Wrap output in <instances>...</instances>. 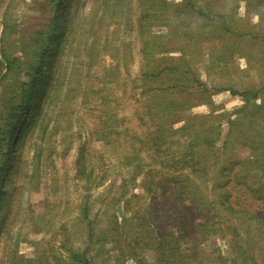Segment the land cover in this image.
<instances>
[{"label":"rangeland","instance_id":"1","mask_svg":"<svg viewBox=\"0 0 264 264\" xmlns=\"http://www.w3.org/2000/svg\"><path fill=\"white\" fill-rule=\"evenodd\" d=\"M107 1L0 0V264H71L87 247L90 264H160L108 238L146 232L175 199L153 185L181 173L210 200L238 184L237 209L264 216V0H126L130 16L100 28ZM105 27L111 56L90 59ZM247 227L212 234L205 260L234 264L247 242V264H264Z\"/></svg>","mask_w":264,"mask_h":264},{"label":"trees","instance_id":"2","mask_svg":"<svg viewBox=\"0 0 264 264\" xmlns=\"http://www.w3.org/2000/svg\"><path fill=\"white\" fill-rule=\"evenodd\" d=\"M111 2L112 5H110ZM124 3H126V0H108L105 4L104 15L96 25L101 28L102 22L107 13H109V19L119 16H122V18L124 16H130L133 7H131L127 14H122L121 11H123ZM127 4L129 6L131 5L130 2ZM57 6L58 4L55 5L56 8ZM57 12L59 11L57 10L56 13ZM91 31L92 30H90V32ZM99 32L100 35H94L93 33L92 44L90 50L88 49L87 55L91 59L95 52L104 56L103 58L106 60L107 57L111 56L109 55L110 39L108 37V29L105 27L104 30H100ZM42 35V32L36 34V43L42 41L45 44V53H48L49 44L52 42V36L48 37L46 45V40L42 39ZM62 37H64V34H61V38ZM101 38H104V41ZM5 52L4 49V57L6 55ZM52 56L53 53H49L48 58H51ZM5 61L8 65H12L11 62L13 61H9L6 57ZM111 76L112 71L106 69L104 73V82L110 81ZM36 94H39V91ZM32 99L31 95L28 96L30 102ZM25 115H27V108L23 106L17 118L22 119ZM22 135L23 132L19 134V139ZM19 143L20 140H15L13 142V150H17ZM6 160L8 161L9 159L7 158ZM234 165L235 164H233V166ZM192 174H195V171H192L191 174L186 175L184 178H182L184 176L182 173L179 174L176 178H179L180 181L174 179V182H164L162 180L153 185V187L156 188V191L158 188L163 193H168L170 191V194L174 195L175 199L173 201H168L170 204L169 208H166L168 203L162 202L160 209L162 211L164 210L165 213L163 214L160 213V215H156L157 213H152V211L145 213V220L148 221L147 224L149 226V229L146 232L141 231L137 235L133 230V232L122 230V233L117 234V236L120 237L118 241L114 235L110 236L108 241L112 243H115V241L118 243L123 242V245L128 248L129 256L133 258H141L144 250L153 251L156 253L160 264H226L224 263V258L217 256L216 254H212V260H205V251L202 249L201 245L205 241H208L212 234H216L219 232L218 230H221L220 234L224 235V231H230V229L236 231L237 226L240 223H247L248 227L246 232L250 234V236L251 234H255V231H259V234L264 236V216H256L251 214L252 212L242 213L235 206L238 201L237 199L233 200V198H235L234 193L237 192L238 184L234 183L230 185V187H228V183L220 185V191L224 190V192L212 194L211 198H213V200H210L208 198L207 187L200 182H195L191 178ZM234 177H236V175H234ZM197 213H206L204 215V218H206L204 223H195ZM208 216L210 217L208 218ZM214 218L218 219L216 223L220 226H222L221 223L223 222L224 224H227V226H224L222 228L223 230L221 228H214L215 225H218L213 221ZM163 220L167 222L171 221L172 225L175 226V229L167 232L164 227H159V225H163ZM93 233L94 229L89 223L88 243L93 242ZM102 236H104V233H102ZM262 241L264 242V239H262ZM236 245L237 242H235L236 249L233 256L234 264H241V262L242 264H247L250 257V251L248 248L242 250L243 246H247V242L243 246ZM88 250H90L89 247L83 252H72L69 257L71 264H90V259L87 255ZM137 262L138 264H146L143 259H139Z\"/></svg>","mask_w":264,"mask_h":264}]
</instances>
